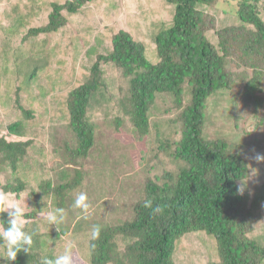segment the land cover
I'll list each match as a JSON object with an SVG mask.
<instances>
[{
	"label": "trees",
	"instance_id": "obj_1",
	"mask_svg": "<svg viewBox=\"0 0 264 264\" xmlns=\"http://www.w3.org/2000/svg\"><path fill=\"white\" fill-rule=\"evenodd\" d=\"M33 1L17 0L0 12V46L15 39V60L0 58V169L10 165L13 174L31 173L0 189L27 193L24 230L33 235L30 253L15 261L3 258L0 246V264H41L43 257L63 253L65 234L76 244L73 254L87 264H264V180L254 185L252 177L250 189L237 196L236 181L248 179L250 165L238 154L244 146L205 135L214 118L210 99L236 84L244 86L228 101L240 112L250 108L257 128H264V0H238L237 12L227 20L206 11L218 0H147L143 19L130 11L134 5L128 0ZM121 8L125 22L136 16L128 29ZM85 16L92 21L86 38L97 35L87 50L95 56L85 71L89 76L68 84L63 73L75 74L76 63L59 59L51 74L57 57L46 48V36H55L70 20L81 24ZM99 44L104 53L96 50ZM112 65L129 83L116 101L119 111L102 120L101 100L112 99L104 68ZM57 78L66 85L56 87ZM160 100L168 105L164 112L176 114L153 119ZM37 117L39 127L43 119L51 123L52 140H65L54 142L55 158L45 170L41 154V170H32V164L20 171L35 143L24 137ZM120 133L134 139L129 149H140L144 177L138 185L136 167L119 153L125 144L115 140L118 145L106 148V138ZM166 158L183 166L170 168ZM131 189L135 197L120 206ZM75 191L87 193L95 216L84 220L72 207ZM149 199L152 208H145ZM47 204L65 209L60 232L41 215ZM6 219L0 213V223ZM94 224L102 228L95 241Z\"/></svg>",
	"mask_w": 264,
	"mask_h": 264
},
{
	"label": "rangeland",
	"instance_id": "obj_2",
	"mask_svg": "<svg viewBox=\"0 0 264 264\" xmlns=\"http://www.w3.org/2000/svg\"><path fill=\"white\" fill-rule=\"evenodd\" d=\"M17 0H0V12L8 11L10 9H12L14 7V5L16 4ZM23 1V0H21ZM31 3H37L36 1L30 0ZM124 1V0H123ZM130 5H134V8L130 9V11H134L136 13L137 19H143V10H141V7H145L148 5L147 0H128ZM154 5V4H153ZM261 6V5H260ZM138 7V9L136 8ZM239 7V1L238 0H218L213 7L207 8L206 11L207 12H211V14L216 15L218 18L221 19H226L228 18V16H234L235 13L237 12ZM93 9V8H92ZM122 12H121V19L123 21H121L123 24V28L128 29L131 26H129V22L130 20L136 19V16H134V18H130L128 21H124V18L122 17L126 14V12L124 11V8H121ZM261 10V16L262 19L264 20V3L262 4V6L260 7ZM206 12V13H207ZM45 17L44 15H42V19H37V21H40V25L44 22ZM94 20V19H93ZM2 21V17H0V22ZM72 22V23H71ZM91 19L87 18L85 16V18L81 21L80 24V20L77 19L76 21H71L70 20V25H68L67 27H65V29H62L60 32L56 33L55 36L51 37V35L46 36L47 43H46V48L49 50V48L54 49L52 51V53L56 54V59L54 61V64L51 65L50 68V73H54L55 72V68L56 66L58 67V65L56 64L57 60L59 59H63V61L66 60V58H73L75 63V70H72L75 74L72 75V72H65L68 70H64L65 73L61 72V71H56L57 74L63 73L64 75H67L68 78V84L70 83V79L73 78L74 80H76V83L78 82V79L83 78V80H85L88 76L89 73L85 72L86 69L90 70V67L93 63L92 60H94V56L95 54H89L87 53V50L91 49V45L94 44V42H97L98 40L92 41L93 38H95L97 35H94L93 38L90 40L88 37V39L85 36V31L88 29V23H91ZM33 24L35 25H39V23H35L33 22ZM31 23V25H33ZM94 24H98V22L94 23ZM103 25V23H102ZM122 27V26H120ZM2 36H0L1 38ZM103 42V41H102ZM60 46V48H58ZM15 39H13V41H5L2 43V45L0 46V58L4 59V60H8V61H14L15 60ZM60 49H62V51H60ZM96 50H98V52H105L106 47L104 44H99L98 47L96 48ZM70 59H67V61H69ZM3 60H0V66L3 64ZM105 70V74L104 75V79L107 82V88L109 89V93H110V97H112V99L109 100H101V111L103 112V116H102V120H105L109 115L114 116V114L116 112L119 111V108L116 107V101L117 99H119V97L122 95L120 94L123 90H126V88L128 87V79H125L122 76L121 71L116 68L115 66H108L106 68H104ZM68 73V74H67ZM249 73H253L252 71ZM49 74V73H48ZM70 74V75H69ZM58 77V76H57ZM4 84V82L1 83V85ZM54 85L56 87L58 86H64L66 85V81H59L57 78V81L54 82ZM243 84H236L235 87L230 90L229 92L226 93L225 96H222L220 94L218 95H214L211 99H210V105H211V109L213 111V119L208 123L207 128L205 130V135H207V137L211 138V139H218V138H224L226 139L230 144L235 145L236 143H241L240 145H243L244 147H241V149L245 150L246 152H248L249 154H252V150L254 149L257 152H261L264 153V128H257L256 126V119L254 118V113L251 111L250 108H244L241 112L237 111L234 107L233 104H231L228 100L230 95L232 96V94L235 93V95L243 88ZM69 88H71L69 86ZM2 90V88H1ZM108 96V95H107ZM218 101V104L215 105L214 102ZM14 102V100H13ZM118 102V101H117ZM241 105V102H240ZM168 105L166 103H164V100H160L157 104L158 107V113L157 116L153 119H158V118H169L172 115L176 114L173 113L172 111L170 112V114L164 112L165 108ZM13 110V109H11ZM13 113L11 114V112L9 113V116L12 120H15L18 118L17 116V112L15 113L14 110L12 111ZM164 112V113H163ZM164 114V115H163ZM253 117H251V115ZM38 117H39V112H38ZM38 117L35 121H33V124H31V126H34V129L31 130L30 127V132L26 135V137H24L27 140H31V139H35V143L34 146H32V148L29 150V155L26 156L25 161L22 163L25 167H23L22 165L19 166L18 170L23 171L25 168L30 167L33 164V169L32 170H41L40 164L38 163V161L41 159L40 155L42 154V158H43V168L42 170H45V165H50V161L52 163V160L55 158L52 155V151L54 150V148H56V144L54 143L56 140L59 141L60 143L63 142V140L65 139H61L58 135V137H54L56 138V140H52L50 133H49V129L51 126V123L48 121H45L43 119V122H41V126L39 127L36 123L38 122ZM237 118V120H236ZM257 118V117H256ZM8 119V117H7ZM7 119H3L7 120ZM45 126L47 127V130L45 129V133L42 132L43 127ZM39 131H41L46 138H43L39 135ZM112 131H110L111 133ZM109 133V134H110ZM0 135H3L0 134ZM106 136V135H105ZM62 137V136H61ZM115 138H113L112 136L106 138L108 139V148L107 150L111 149L113 145H118L117 141L115 140H119L121 141V143L125 144V148H120L119 149V153L122 155H125L126 157H128V160H130L131 162V166H135L136 168H134V172L132 173L135 178V183L138 185V183L142 182L143 177H144V170H141V166L139 165V161H140V149H129V145L131 143H134V139L131 138V136H128V134L126 133H120L114 135ZM22 138V137H21ZM259 139H262L260 141H258ZM12 140H21L20 138H12ZM117 142V143H116ZM105 148V149H106ZM42 149V151H41ZM175 149V146L172 148V150ZM240 149V150H241ZM45 154V157L44 155ZM51 158V160H50ZM249 164L256 169V175L253 177V181L255 182V184H259V182H261L262 180H264V164H256L253 161H250ZM165 165L170 167V168H178L180 167L182 164L177 163L176 161H174L172 158H166L165 159ZM7 166V164L2 165L1 167H5ZM143 166V165H142ZM183 166V165H182ZM175 168V169H176ZM11 166L9 165L8 167H5L4 169H0V186L7 184L8 182H13L17 177H19L20 175L22 177H26V175L28 176V179L30 177V174H28V172H16V173H11ZM86 184V183H85ZM109 188V187H107ZM249 189H250V184H249ZM1 190V189H0ZM84 191L87 192L88 187L86 186L84 189ZM134 190L131 189V191H127L126 193V198L124 197L122 199V203H120L119 205H125L126 201L130 198H134L135 194L133 192ZM10 196V199L13 201H18L22 207H24L25 212L27 211V209L29 208L27 206V193L23 192L21 193L19 196H16V194L13 193H8ZM95 210H91V214L92 216H95L94 214ZM90 214V215H91ZM100 218V217H99ZM74 255V264H87V262L85 260H83L79 254L75 253Z\"/></svg>",
	"mask_w": 264,
	"mask_h": 264
},
{
	"label": "clouds",
	"instance_id": "obj_3",
	"mask_svg": "<svg viewBox=\"0 0 264 264\" xmlns=\"http://www.w3.org/2000/svg\"><path fill=\"white\" fill-rule=\"evenodd\" d=\"M238 154L256 164H264V153L257 152L254 149L252 150V154L243 149ZM245 174L248 177L247 180L239 176L236 181L235 194L237 196H243L249 190V180L256 175V169L249 165ZM143 206L145 208H152V200H146ZM72 207L80 210L82 219H89L92 205L86 192L75 191L73 193ZM45 208L48 209L46 212ZM45 208L41 211V215L45 217L49 224L57 226L60 232V225L65 220V209L62 207H52L51 204H47ZM161 210L159 207L155 209L156 212H160ZM0 213L7 214L6 221L0 223V241H2V245L0 246L5 249L3 258L10 262L15 261L20 253L29 254L33 245V235L24 230L25 209L18 201L11 200L8 193L0 190ZM101 230L100 225H92L90 239L93 241L98 240ZM68 235L65 234L66 244L63 253L53 255L51 258L43 257L41 264H74L73 250L76 248V244L71 240H67Z\"/></svg>",
	"mask_w": 264,
	"mask_h": 264
}]
</instances>
